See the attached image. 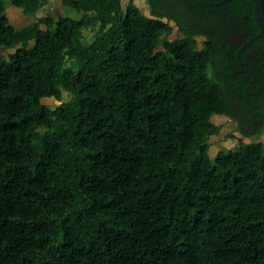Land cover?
Here are the masks:
<instances>
[{
    "label": "trees",
    "instance_id": "trees-1",
    "mask_svg": "<svg viewBox=\"0 0 264 264\" xmlns=\"http://www.w3.org/2000/svg\"><path fill=\"white\" fill-rule=\"evenodd\" d=\"M49 1L18 29L0 0V264H264L254 0ZM217 118L242 137L212 157Z\"/></svg>",
    "mask_w": 264,
    "mask_h": 264
},
{
    "label": "rangeland",
    "instance_id": "rangeland-1",
    "mask_svg": "<svg viewBox=\"0 0 264 264\" xmlns=\"http://www.w3.org/2000/svg\"><path fill=\"white\" fill-rule=\"evenodd\" d=\"M130 0H121V4L123 8L126 7V5L129 3ZM6 5V12L10 9L14 10L16 9L14 6H12L10 0H4ZM135 4L139 6L143 13L147 16L150 15L149 6L146 2V0H134ZM51 15L54 17H57L58 15H64L68 16L74 19H79L81 15L71 8H64L61 0H50L49 4L44 6L38 13V17H43L45 15ZM8 18H10L13 22V24L20 28L25 27L29 25L30 23L34 22V18H24V16L19 11H15L12 13L8 12ZM24 19V20H23ZM95 31L88 30L85 32V39L87 42H89L94 37ZM178 34H174L171 36V39L178 38ZM234 42H238L239 39L232 40ZM203 39H198L199 47H203ZM0 53L4 57H8L11 51H8L7 49H1ZM69 95L66 93L64 94V100H68ZM44 103L56 108L60 103L55 99H46L44 100ZM216 123L219 125H223L224 129L222 133L219 136L212 137L209 141L211 148L210 153L211 156H215L220 151H226V150H235L239 147L240 144V138L242 137L236 127V124L234 122H231L227 120L226 118H217L214 119ZM260 131H262V128H259ZM246 142L254 141V142H263L264 143V134L263 135H256L252 137L251 139H246ZM199 155V152L194 153V155L191 156V159L196 158Z\"/></svg>",
    "mask_w": 264,
    "mask_h": 264
},
{
    "label": "water",
    "instance_id": "water-1",
    "mask_svg": "<svg viewBox=\"0 0 264 264\" xmlns=\"http://www.w3.org/2000/svg\"><path fill=\"white\" fill-rule=\"evenodd\" d=\"M201 4L209 7V8H212V7H219V6H222L224 4H227L233 0H223L221 2H218V3H212V2H209L208 0H198ZM255 2V11H254V14H255V18L257 20V23L259 25V29H260V32L259 34L255 35L252 39H250L248 42H246L242 48L238 51V58L240 59V53L245 50V49H248L250 48L251 46L254 45V43L259 40L260 38H262L264 36V22H263V17H262V12H261V5L262 3L264 2V0H254Z\"/></svg>",
    "mask_w": 264,
    "mask_h": 264
},
{
    "label": "crops",
    "instance_id": "crops-1",
    "mask_svg": "<svg viewBox=\"0 0 264 264\" xmlns=\"http://www.w3.org/2000/svg\"><path fill=\"white\" fill-rule=\"evenodd\" d=\"M15 11H19V12H21V14H22V11L21 10H19V9H14V10H12V9H10V10H8L7 12H6V16L8 17V12L9 13H12V12H15ZM23 15V14H22ZM24 16V15H23ZM24 18H29V17H26V16H24ZM9 20H10V22L13 24V22H12V20L9 18ZM24 20V19H23ZM14 25V24H13ZM18 28V27H17ZM20 28H23V27H20ZM20 28H18V29H20Z\"/></svg>",
    "mask_w": 264,
    "mask_h": 264
},
{
    "label": "flooded vegetation",
    "instance_id": "flooded-vegetation-1",
    "mask_svg": "<svg viewBox=\"0 0 264 264\" xmlns=\"http://www.w3.org/2000/svg\"><path fill=\"white\" fill-rule=\"evenodd\" d=\"M239 41H240V40H239ZM239 41H238V42H239ZM238 42H236V43H238ZM247 63H249V62H247Z\"/></svg>",
    "mask_w": 264,
    "mask_h": 264
}]
</instances>
